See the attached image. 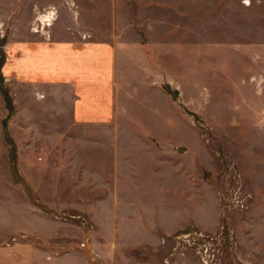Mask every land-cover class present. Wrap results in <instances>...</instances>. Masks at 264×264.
<instances>
[{
  "label": "rangeland",
  "instance_id": "1",
  "mask_svg": "<svg viewBox=\"0 0 264 264\" xmlns=\"http://www.w3.org/2000/svg\"><path fill=\"white\" fill-rule=\"evenodd\" d=\"M112 2L125 14L96 4L90 15L78 0H0V89L18 122L28 114L47 124L32 128L47 142H31V153L20 144L23 169L54 199L45 206L30 193L48 220L44 244L91 248L95 264H264V0ZM34 4L35 17L72 30L67 39L89 24L111 36L121 94L110 125L71 127L65 117L56 126L54 111L28 100L31 89L8 87L6 45ZM34 91L51 102L52 91ZM0 109L7 118L1 93ZM14 167L23 185L17 156Z\"/></svg>",
  "mask_w": 264,
  "mask_h": 264
},
{
  "label": "crops",
  "instance_id": "2",
  "mask_svg": "<svg viewBox=\"0 0 264 264\" xmlns=\"http://www.w3.org/2000/svg\"><path fill=\"white\" fill-rule=\"evenodd\" d=\"M78 2L79 5L87 6V14L90 15L96 14V4L100 8L106 7L109 12L112 10L115 15L125 14V11H117L118 6L112 0ZM31 8L29 21L22 22L23 33L15 34L6 45L2 75L8 87L23 86L31 89L28 100L39 103L41 111H54L55 117L61 119V123L56 126H63L65 117L68 118L66 124L71 127L110 125L119 112L121 94L117 49L111 36L96 33L98 30L89 24L90 30L87 33L67 39L64 36H67L69 28L59 32L52 28L53 17H35L42 8L40 5L34 4ZM115 24L119 27V23ZM14 25L7 27L4 23V28L11 27L15 31ZM35 89L40 92L52 91L51 102L45 104L39 101ZM13 105V115L8 112L7 118L4 109H0V264H95L91 248H57L44 244L45 237L48 236V220L38 213L39 207L33 202L30 193L39 194L40 201L45 206H52L54 199L43 196L41 187L29 177L31 172L23 169L20 144L28 143L31 153V142H47V134L42 131H39V135L32 134V128L36 125L42 128L47 124L42 123L45 122L42 117L34 116L33 119L28 114L24 117L25 125L21 124L16 120L19 109L14 100ZM6 121L10 138L18 149V170L29 190L16 182L11 145L4 128ZM18 126L23 128L22 135L17 134L15 128ZM45 149L46 147L41 149L44 155ZM33 158L32 156L29 160L30 164ZM120 160V165L123 162L127 166V153H120ZM39 170L44 173L43 168Z\"/></svg>",
  "mask_w": 264,
  "mask_h": 264
},
{
  "label": "trees",
  "instance_id": "3",
  "mask_svg": "<svg viewBox=\"0 0 264 264\" xmlns=\"http://www.w3.org/2000/svg\"><path fill=\"white\" fill-rule=\"evenodd\" d=\"M0 92L3 94V97L5 99L6 105H7L8 109H9V115H12V113L14 112V109H13V106H12V104H13L12 103V99L9 96V92L6 89H0ZM4 128H5L7 141L11 145V149H12V151H11V153H12L11 160L14 163L15 160H16V151H15L16 150V146H15L14 142L11 140L10 135L8 133L7 121L5 122ZM13 171H14L15 174L16 173L18 174V171H16L15 167L13 168ZM23 185L27 188V190H29L25 182L23 183Z\"/></svg>",
  "mask_w": 264,
  "mask_h": 264
},
{
  "label": "bare ground",
  "instance_id": "4",
  "mask_svg": "<svg viewBox=\"0 0 264 264\" xmlns=\"http://www.w3.org/2000/svg\"><path fill=\"white\" fill-rule=\"evenodd\" d=\"M50 18V17H49Z\"/></svg>",
  "mask_w": 264,
  "mask_h": 264
}]
</instances>
